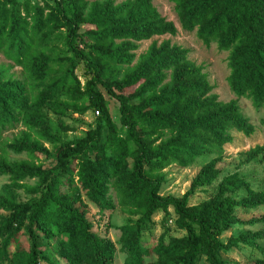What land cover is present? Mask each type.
Instances as JSON below:
<instances>
[{
    "label": "trees",
    "instance_id": "trees-1",
    "mask_svg": "<svg viewBox=\"0 0 264 264\" xmlns=\"http://www.w3.org/2000/svg\"><path fill=\"white\" fill-rule=\"evenodd\" d=\"M170 2L182 31L228 53L226 80L236 98L264 111V0ZM176 34L151 0H0V54L23 76L14 79L0 66V135L20 128L0 144V176L8 180L0 190V264H113L114 243L93 231L87 203L99 213L119 207L137 217L120 228L126 264L151 256L149 264H234L227 255L240 246L259 254L253 264H264V213L247 221L235 215L264 207V189L253 190L238 172L220 178L218 167L231 131L249 137L255 127L236 100H217L187 49L164 40L135 53L142 41ZM102 91L118 104V125ZM90 110L94 128L62 140L59 132L74 129L61 117ZM9 153L26 159L11 161ZM211 155L181 197L161 194L166 168ZM245 156L264 160V146ZM197 190L210 195L191 205ZM170 209L184 236L165 242L164 229L148 247L143 229L158 212L166 223ZM235 225L259 226L224 241Z\"/></svg>",
    "mask_w": 264,
    "mask_h": 264
},
{
    "label": "rangeland",
    "instance_id": "rangeland-1",
    "mask_svg": "<svg viewBox=\"0 0 264 264\" xmlns=\"http://www.w3.org/2000/svg\"><path fill=\"white\" fill-rule=\"evenodd\" d=\"M37 1V0H31ZM124 0H115L116 3H120ZM154 7L167 21L173 22L177 29V34L175 36L164 35L160 37H152L150 40L142 41L139 43V48L135 52L138 56L139 54L145 52L148 46L155 41L160 44L164 40H168L171 44L178 45L189 51L188 59L195 63L196 66H200L208 76V81L212 85V94L216 95L217 100L221 102H229L231 100H236L243 117H245L250 124L255 127L254 134L249 137L244 136L236 131H231L232 142L224 146L223 160L218 164L221 169L220 178L238 172L241 173L246 180L249 182L253 190L264 189V160L257 158L255 160L246 161L245 153L254 148L255 146H264V111L256 110L252 105L251 101L247 98H236V96L231 92L227 84V77L229 75V69L227 67V52H219L215 44H211L209 47L204 46L201 41L198 40L195 31L185 32L182 31L178 23L176 13L173 8V4L170 0H151ZM4 66L8 69V74L14 79H22V70L20 67L15 66L13 62L7 60L3 55L0 54V66ZM80 66L75 70V74L81 81L84 82L83 70ZM105 100L108 102V112L109 117L112 122L118 125V104L110 96L106 95L105 91H102ZM48 116L51 118L52 123H56L53 116ZM61 120L66 126L71 127L74 131L70 132H59L57 127H55L56 132L58 131L59 136L62 140H72L74 138L83 137L87 130L94 128L95 122L97 120L96 114L93 111H88L84 115L79 116L77 114H72L70 112L65 113L61 117ZM20 130L12 129L3 132L0 135V144L8 143L17 132ZM45 147H49L44 144ZM50 148V147H49ZM214 157V155L208 156L199 161V164L193 166H188L186 168H181L178 166H171L164 170V183L162 185L161 194L162 195H172L174 197H181L189 188L190 182L194 178L195 174L198 172L202 164L209 159ZM8 158L11 161L24 160L26 159L25 154L14 155L12 153L8 154ZM40 161L44 166L48 165V161L44 156H40ZM8 183L5 176H0V190L2 187ZM28 185L35 184V180L25 181ZM19 199L24 201L26 195L22 190L19 192ZM210 195L208 190H197L193 196L189 198V204H197ZM243 193H238L235 195L236 198L242 196ZM88 214L87 218L93 224V231L98 233L101 237H106L114 243L116 250V255L113 264H126V254L122 251V247L118 242L120 237V228L123 226L131 225L135 222L137 217H129L125 215L119 207H116L112 211H104L99 213L92 204L87 203ZM170 217L164 224H160L162 219V212H158L154 217V226L147 227L142 231V240L145 241L148 247H152L157 242L160 235L163 234L164 229L167 232L164 235V241L167 242L170 237H182L185 232L176 228L174 224V216L172 210H169ZM264 213V207H259L248 212H244L241 209H236L235 215L243 220L247 221L251 217H260ZM0 215H4V211L0 210ZM256 226H241L235 225L230 231L223 234L222 239L225 241L227 238L239 235L245 230H256ZM21 243L26 248L28 243L24 237H21ZM264 246V240L259 242ZM259 254L256 250L251 249L246 246H240L239 249L232 250L227 255L234 264H253V259L258 257ZM155 260V256L146 258L145 264H149ZM43 264V263H41Z\"/></svg>",
    "mask_w": 264,
    "mask_h": 264
}]
</instances>
